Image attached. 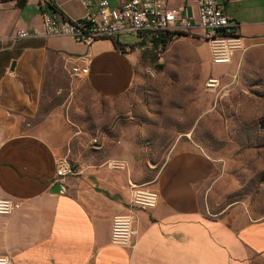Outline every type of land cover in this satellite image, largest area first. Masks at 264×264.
<instances>
[{
  "label": "crops",
  "instance_id": "crops-1",
  "mask_svg": "<svg viewBox=\"0 0 264 264\" xmlns=\"http://www.w3.org/2000/svg\"><path fill=\"white\" fill-rule=\"evenodd\" d=\"M125 1L109 0L112 6ZM165 1L197 11L196 0ZM55 2L70 19L96 10V0ZM220 2L246 45L264 41V0ZM43 11L54 10L39 0H0V33L42 31ZM193 23L183 37L205 35ZM135 41L101 38L87 45L70 36L32 35L0 44V197L18 203L0 216V253L12 264H264V217L241 203L213 214L205 209L219 167L193 139L176 142L152 184L158 206L134 210L138 234L131 247L110 241L114 216L130 211V169L80 165V174L57 180V163L68 158L75 131L62 108L48 109L52 89H65L58 82H70L76 58L89 53V90L122 96L145 53L124 52L122 45Z\"/></svg>",
  "mask_w": 264,
  "mask_h": 264
},
{
  "label": "rangeland",
  "instance_id": "rangeland-1",
  "mask_svg": "<svg viewBox=\"0 0 264 264\" xmlns=\"http://www.w3.org/2000/svg\"><path fill=\"white\" fill-rule=\"evenodd\" d=\"M212 74L236 75L219 98L205 87ZM58 83L67 86L52 89L47 107L62 108L72 123V162H123L133 182L151 187L176 142L193 139L219 167L207 212L241 203L264 217V41L213 65L205 35L178 38L161 57L145 52L131 88L112 99L72 75Z\"/></svg>",
  "mask_w": 264,
  "mask_h": 264
},
{
  "label": "built area",
  "instance_id": "built-area-1",
  "mask_svg": "<svg viewBox=\"0 0 264 264\" xmlns=\"http://www.w3.org/2000/svg\"><path fill=\"white\" fill-rule=\"evenodd\" d=\"M39 1L54 10L52 14L42 12L43 30L23 29L11 35L0 33V44H5L8 39H23L32 35L70 36L87 45L101 38L120 40L123 36H134L135 42L122 45L125 53L141 48L161 57L175 40L187 36L195 22L205 31L213 65L231 63L234 53L245 47L244 38L238 33L237 25L231 21L220 0H196L197 11L192 14H189L186 6L168 7L165 0H126L120 6H112L109 0H96L95 11L75 19L59 14L55 8L56 0ZM91 61L89 53L77 57L70 74L84 79L89 74ZM235 78L236 75H233V79L227 82L223 76L210 75L205 83L206 90L219 98ZM107 164L112 168L124 167V163L119 161H109ZM81 172L80 164L63 157L57 163L56 178L63 183L67 177ZM130 184V211L114 216L110 235L112 244L128 247L134 245L138 234L134 210H153L160 199L158 191L152 187L133 181ZM17 207L18 203L12 198L0 197V216L11 215ZM0 264H12V261L8 255L0 253Z\"/></svg>",
  "mask_w": 264,
  "mask_h": 264
}]
</instances>
